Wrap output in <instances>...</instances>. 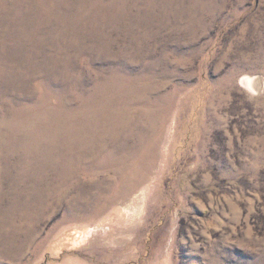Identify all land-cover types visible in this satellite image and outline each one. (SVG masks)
<instances>
[{"label":"rangeland","instance_id":"1","mask_svg":"<svg viewBox=\"0 0 264 264\" xmlns=\"http://www.w3.org/2000/svg\"><path fill=\"white\" fill-rule=\"evenodd\" d=\"M0 264H264V0H0Z\"/></svg>","mask_w":264,"mask_h":264},{"label":"bare ground","instance_id":"2","mask_svg":"<svg viewBox=\"0 0 264 264\" xmlns=\"http://www.w3.org/2000/svg\"><path fill=\"white\" fill-rule=\"evenodd\" d=\"M244 83H245V85L247 86V87H249V88H251V89H254V87H253V81H252V79H251V77L250 78H248V79H246L245 78V81H243ZM130 210L131 209H129L128 207L126 208V211L128 212H130ZM128 212V213H129Z\"/></svg>","mask_w":264,"mask_h":264}]
</instances>
